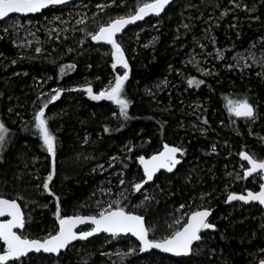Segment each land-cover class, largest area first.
<instances>
[{"label":"trees","instance_id":"1","mask_svg":"<svg viewBox=\"0 0 264 264\" xmlns=\"http://www.w3.org/2000/svg\"><path fill=\"white\" fill-rule=\"evenodd\" d=\"M147 1H85L91 9L80 31L48 40L39 52L14 47L0 29V119L10 130V143L0 158V196L23 198L18 201L25 215L31 214L32 227L21 233L29 238L54 234L55 200L42 188L53 158L35 134L33 118L54 89H65L45 109L58 140L49 187L60 197L62 215H97L95 202L108 199L106 205L144 215L147 226L155 229L150 237L160 238L174 230L175 219L182 224L191 212L212 208L216 229L202 235L189 257L152 250L126 257L123 264H258L264 259V209L258 204H227V196L257 190L261 182L257 176L236 179V174L243 176L241 151L264 158V77L257 75L260 64L240 68L233 57L249 51L264 56V0H176L162 15L118 37L129 64L125 92L131 104L125 120L114 103L94 101L84 90L91 84L97 93L125 71L120 65L111 67V46L94 43L87 33L112 18L133 14ZM99 2L103 6L95 9ZM60 9L64 7L31 17ZM215 46L225 53L221 59ZM205 51L214 54L209 59L214 68L208 72L198 70L201 61L195 63ZM73 64L66 74L60 72ZM192 77L205 84L189 85ZM245 96L258 105L254 122L227 110V98ZM164 143L186 149L183 162L176 172L161 173L146 187V201L132 188L143 179L138 157L158 152ZM123 186L131 191L115 198ZM105 187L104 197L100 191ZM73 245L58 264H121L114 253L139 248L130 236L106 234Z\"/></svg>","mask_w":264,"mask_h":264},{"label":"snow or ice","instance_id":"2","mask_svg":"<svg viewBox=\"0 0 264 264\" xmlns=\"http://www.w3.org/2000/svg\"><path fill=\"white\" fill-rule=\"evenodd\" d=\"M172 2L173 0H150V2H145L138 6L134 14L130 13L112 18L108 23L100 24L98 30L94 33H87L92 41L105 42L110 45L111 56L113 57L111 67L116 69L117 65H120L125 71H123V74H115L113 80L109 81V84L97 93L93 92L91 84H87L84 90L94 101L107 100L114 103L118 106L119 115L125 120L129 118L128 109L131 104L125 92V82L129 79V72L127 71V69H129V64L125 57L124 48L122 44L118 42L117 34L122 33L126 26L143 20L146 16H160L161 13L165 12L166 7L171 6ZM66 3L67 0H0V19L9 17L10 14L14 13H38L49 6ZM113 3H115V0H113ZM57 19H59V17H57ZM185 27L188 26L185 25ZM5 31H7V29H5ZM36 51L39 52L40 49L37 48ZM15 62L16 61H12V63ZM257 62L261 66V72L257 73V75L264 77V57ZM228 67L232 66L228 65ZM74 68V64L62 66L60 72L66 74V69ZM188 84L198 88L204 85L205 81L192 77L188 79ZM53 91L54 94L51 95L50 99H47L46 102L35 111L33 124L36 130L35 134L38 135L43 142L42 146L53 158L52 171L44 180L42 188L49 192L55 200L54 216L58 224L54 234L50 231L42 238H29L28 235L18 233L17 230H26L32 227L31 214L29 213L26 216L20 203H18V199L22 200V197L8 199L0 196V217H10L7 219H0V241L3 242L2 246H0V264H33L34 261L39 264V262L43 260L53 261L54 264H58L61 257L74 247V241H84L98 233H109L112 237L130 234V237L136 238L139 242L138 249L136 247H131L127 252L118 251L114 253L120 257L121 264H123V260L126 257L135 255L137 252H149L153 249L161 250L164 253H171L176 256H187L192 254L194 251V243L202 241L201 233L206 230L216 229V225L209 222L208 219L211 215V209L202 208L191 212L187 215L186 222L182 224L179 218L175 219L174 230L160 238H155L154 236L150 238V233L154 232L155 229L146 227L145 216L136 214L132 211H126L122 206L114 208L112 204H108L106 208L102 207L97 215L83 216L61 214L60 197L54 192H51L49 187V182L53 180V175L55 173V156L58 140L49 127V118L46 117L45 109L48 107L49 103L57 100L65 89L57 88ZM43 95L44 94L41 93V96ZM227 110L235 117H242L252 122L259 118L258 105L254 104L247 96L241 99L227 98ZM204 123H207L206 119ZM104 131L107 132L109 129L105 127ZM9 143L10 130L6 127L4 121L0 119V158H2ZM128 151L131 152L132 148H128ZM212 151H216L215 144L212 145ZM185 152L186 149L183 147L164 143L162 151L148 158L140 155L138 160L143 166L146 179L140 183L133 184L132 188L135 191H141L143 185L152 181L153 177L156 173L160 172L161 169L172 172L173 169L181 163L178 154L183 155ZM239 156L242 160L246 161L249 166L244 169L242 177L237 173L236 179H247L255 175L260 176L261 181H264V158L256 157L248 151H241ZM241 167H243V165H241ZM229 175L231 176L232 173H229ZM120 183L124 184V181L121 180ZM258 188V191L247 189L246 194L231 192L227 196V202L239 200L245 203H258V205L264 206V182L259 183ZM148 199L150 198L146 196L145 200L147 201ZM43 207H46V205ZM180 207L183 208L184 205ZM87 222L91 224L90 230H77L78 225H85ZM168 227L172 228L173 226L169 225ZM261 251H264V249ZM103 255H109V253H103ZM259 264H264V259H261Z\"/></svg>","mask_w":264,"mask_h":264},{"label":"rangeland","instance_id":"3","mask_svg":"<svg viewBox=\"0 0 264 264\" xmlns=\"http://www.w3.org/2000/svg\"><path fill=\"white\" fill-rule=\"evenodd\" d=\"M147 2H150V0ZM101 6H103V2L97 3L95 9L100 8ZM61 7H64V9L52 12L50 16L44 15L38 19L31 16L26 19H22L21 16H12L3 21L4 23L0 25V29L7 33L9 40L14 47L23 50H29V48L33 47V49L36 50L39 48L41 51L44 48L43 46L47 44L48 40H58L60 37L66 38L67 36L80 31L79 29L86 20L87 15H89V9H91L89 4L83 2ZM57 17H59V19H57ZM5 29H7V31H5ZM214 53L220 59L225 55L224 51L216 46L214 48ZM204 54L205 56L198 58L195 63L197 64L201 61L200 64H197L198 70L208 72V70L214 68V66L209 63L210 57L214 56V54L211 51H205ZM262 57H264L262 56V53L261 55H258L249 51L236 53L233 59L236 60L235 66L239 65L240 68H247L250 67L251 64H259L257 61ZM241 168L244 170L247 166L243 165ZM130 191L131 188L129 189L128 187L123 186L121 187V193L119 192V195H116L115 198H119L124 192L129 193ZM100 192H102L101 196L104 195L105 197L107 196L108 190L105 187V189H101ZM149 192L150 190L148 188H144L140 194H143L144 197H148ZM105 200L108 201V199ZM105 200L102 199L95 202L99 210L102 207L106 208L108 206L105 204ZM104 204L106 206H104Z\"/></svg>","mask_w":264,"mask_h":264},{"label":"water","instance_id":"4","mask_svg":"<svg viewBox=\"0 0 264 264\" xmlns=\"http://www.w3.org/2000/svg\"><path fill=\"white\" fill-rule=\"evenodd\" d=\"M85 1H92V0H67V3L66 4H62V5H55V6H49L48 8H52V7H61V6H66V5H71V4H76V3H81V2H85ZM176 0H173V2H172V4L175 2ZM171 4V5H172ZM48 8H46V9H43V10H41L40 12H38V13H31V14H19V13H14V14H10L9 15V17H6V18H3V19H0V22H2V21H4V20H6V19H8V18H10V17H12V16H26V17H29V16H36V15H40V14H42L45 10H47ZM169 7H166V10L168 9ZM137 10V9H136ZM135 10V11H136ZM165 10V11H166ZM135 13V12H134ZM133 13V14H134ZM164 13V12H163ZM163 13H161L160 15H162ZM152 17H156L155 15H149V16H146V17H144V19L143 20H140V21H137V22H135V23H133V24H130V25H128V26H126L125 27V29H124V31L122 32V33H119V34H117V38L118 37H120L122 34H124L128 29H130V28H132V27H135V26H138V25H140V24H143L146 20H148V19H150V18H152ZM94 43H96V44H106L105 42H97V41H93ZM108 45V44H107ZM169 144V143H168ZM169 145H173V144H169ZM173 146H177V145H173ZM163 150V146H162V148L159 150V151H162ZM158 151V152H159ZM155 153H157V152H155ZM154 153V154H155ZM153 155V154H152ZM144 156V155H143ZM151 156V155H150ZM150 156H145L146 158H148V157H150ZM178 157L181 159V163L179 164V165H181L182 164V162H183V159H182V157H181V155L180 154H178ZM242 159V158H241ZM244 161V160H243ZM244 162H246V161H244ZM247 163V162H246ZM139 165H140V167H141V170H142V172H143V166L139 163ZM179 165H177L176 166V168L175 169H173V171L172 172H167V170H164V169H161L160 170V172H158V173H156V175L153 177V180L152 181H149V182H147L146 184H144L143 185V187H142V189H141V191L144 189V188H146L148 185H150L151 183H153L154 182V180H155V178L161 173V172H165V173H168V174H172V173H174V172H176V170H177V168L179 167ZM249 166V165H248ZM146 179V177H145V175H144V172H143V179H142V181L143 180H145ZM262 182H264V181H262ZM141 191H137V193H139V192H141ZM254 191V190H253ZM258 191V190H257ZM236 193H245L246 194V191H244V192H236ZM4 198H7V197H4ZM8 199H11V198H8ZM235 202H240L241 204H245V205H249V204H258V203H245V202H243V201H239V200H236V201H231V202H227V204H233V203H235ZM18 203H20L19 201H18ZM21 205V204H20ZM263 209H264V206H261ZM21 208H22V210H23V207H22V205H21ZM202 209V208H201ZM208 209H211V215L209 216V222H211V223H213V214H214V209H212V208H208ZM199 210V209H198ZM24 211V210H23ZM127 211V210H126ZM25 213V212H24ZM136 213V212H135ZM136 214H139V213H136ZM74 215H83V216H87V215H91V214H74ZM139 215H142V214H139ZM144 216V215H143ZM7 218H10V217H7V216H5V217H0V219H7ZM145 223H146V218H145ZM90 227H91V224H90V222H87L85 225H78V229L77 230H84V231H88V230H90ZM146 227H148L147 226V223H146ZM18 231V233H21L22 231H23V229H21V230H17ZM212 231H214V230H206L205 232H202L201 233V235L202 234H204V233H206V232H212ZM102 234H106V235H108V236H111V234H109V233H98V234H96V235H94L93 237H97V236H100V235H102ZM126 236H130V234L129 235H121V236H118V237H126ZM93 237H89L88 239H91V238H93ZM138 244H139V242L136 240V238H134V237H132ZM151 238V237H150ZM87 239V240H88ZM84 241H86V240H84ZM76 242H78V241H74L73 242V244L74 243H76ZM1 243L3 244V242L1 241ZM196 243H198V242H196ZM196 243H194V245H193V247L195 246V244ZM153 250H155V251H157V252H159V253H162V254H165V255H168V256H171V257H174V258H187V257H189L190 255H187V256H176V255H174V254H171V253H164V252H162L161 250H157V249H153ZM150 251H152V250H150ZM149 251V252H150ZM149 252H145V253H140V254H146V253H149ZM47 255V254H46ZM259 264V263H258Z\"/></svg>","mask_w":264,"mask_h":264},{"label":"flooded vegetation","instance_id":"5","mask_svg":"<svg viewBox=\"0 0 264 264\" xmlns=\"http://www.w3.org/2000/svg\"><path fill=\"white\" fill-rule=\"evenodd\" d=\"M243 151H246V150H243ZM181 157H182V155H181ZM182 159H183V157H182ZM239 159H240V161L242 162V163H244L247 167H248V164L246 163V162H244L242 159H241V157L239 156ZM243 172H244V170H243ZM161 173H165V172H161ZM160 173V174H161ZM159 174V175H160ZM168 174V173H167ZM254 177H256L255 175L253 176V177H249V178H247V179H245V180H248V179H252V178H254ZM257 177H260V176H257ZM156 179V178H155ZM261 180V179H260ZM155 181V180H154ZM262 182V181H261ZM260 182V183H261ZM247 190V189H246ZM246 190H244V191H246ZM252 190V189H251ZM257 190H259V188L257 189ZM257 190H254V191H257ZM244 191H241V192H244ZM235 192H237V191H235ZM235 203H240V202H235ZM234 204V203H233ZM201 209V208H200ZM207 233V232H206ZM205 234V233H204ZM204 234H202V235H204Z\"/></svg>","mask_w":264,"mask_h":264}]
</instances>
